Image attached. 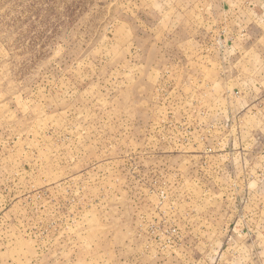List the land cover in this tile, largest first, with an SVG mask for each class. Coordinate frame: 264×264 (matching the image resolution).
Returning <instances> with one entry per match:
<instances>
[{"label": "rangeland", "instance_id": "1", "mask_svg": "<svg viewBox=\"0 0 264 264\" xmlns=\"http://www.w3.org/2000/svg\"><path fill=\"white\" fill-rule=\"evenodd\" d=\"M0 264H264V0H0Z\"/></svg>", "mask_w": 264, "mask_h": 264}]
</instances>
